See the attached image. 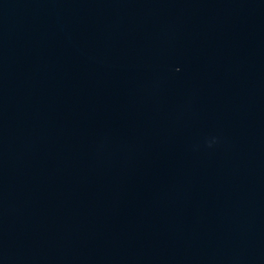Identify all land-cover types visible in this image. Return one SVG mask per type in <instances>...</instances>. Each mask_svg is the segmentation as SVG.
<instances>
[{
  "label": "water",
  "instance_id": "95a60500",
  "mask_svg": "<svg viewBox=\"0 0 264 264\" xmlns=\"http://www.w3.org/2000/svg\"><path fill=\"white\" fill-rule=\"evenodd\" d=\"M0 264H264V0H0Z\"/></svg>",
  "mask_w": 264,
  "mask_h": 264
}]
</instances>
